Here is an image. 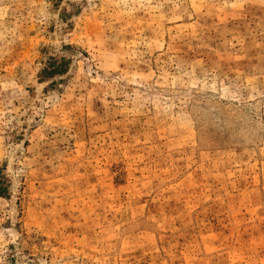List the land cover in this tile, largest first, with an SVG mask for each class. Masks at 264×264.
Returning a JSON list of instances; mask_svg holds the SVG:
<instances>
[{
    "label": "rangeland",
    "instance_id": "1",
    "mask_svg": "<svg viewBox=\"0 0 264 264\" xmlns=\"http://www.w3.org/2000/svg\"><path fill=\"white\" fill-rule=\"evenodd\" d=\"M0 264H264V0H0Z\"/></svg>",
    "mask_w": 264,
    "mask_h": 264
}]
</instances>
